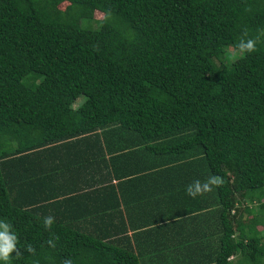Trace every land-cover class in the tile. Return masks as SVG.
Returning <instances> with one entry per match:
<instances>
[{
	"label": "trees",
	"instance_id": "16d2710c",
	"mask_svg": "<svg viewBox=\"0 0 264 264\" xmlns=\"http://www.w3.org/2000/svg\"><path fill=\"white\" fill-rule=\"evenodd\" d=\"M240 38L256 51L234 65ZM137 175L206 209L209 264H264V0H0L8 264H141L119 188ZM213 175L223 186L186 194Z\"/></svg>",
	"mask_w": 264,
	"mask_h": 264
},
{
	"label": "crops",
	"instance_id": "0c3cea01",
	"mask_svg": "<svg viewBox=\"0 0 264 264\" xmlns=\"http://www.w3.org/2000/svg\"><path fill=\"white\" fill-rule=\"evenodd\" d=\"M162 179L137 175L121 180L125 204L134 203L131 209L126 207L132 222L129 227L126 220V245L139 255L141 264H209L207 257L215 250L213 230L192 223L193 216L206 209H194L191 202L185 207L174 197H182L183 187L174 191L173 183L166 185Z\"/></svg>",
	"mask_w": 264,
	"mask_h": 264
},
{
	"label": "clouds",
	"instance_id": "9594fccd",
	"mask_svg": "<svg viewBox=\"0 0 264 264\" xmlns=\"http://www.w3.org/2000/svg\"><path fill=\"white\" fill-rule=\"evenodd\" d=\"M245 35L247 34L245 33ZM256 44L257 41L255 39L240 38L236 44V48L240 53L250 54L256 51ZM224 183V178L219 175L210 176L203 182L197 179L186 186V194L192 198L203 196L206 193L212 192L214 187L223 186ZM54 222V216L48 215L43 218V227L46 230H51ZM56 239H58V237ZM47 244L53 248L56 247L55 239L50 238ZM23 251L34 254L35 248L31 244H28ZM13 253H15L17 257L22 254V250L18 247V236L13 230V225L11 223L5 219H0V261L4 262V264H8L13 257ZM62 264H73V262L70 258H65Z\"/></svg>",
	"mask_w": 264,
	"mask_h": 264
},
{
	"label": "rangeland",
	"instance_id": "374dc122",
	"mask_svg": "<svg viewBox=\"0 0 264 264\" xmlns=\"http://www.w3.org/2000/svg\"><path fill=\"white\" fill-rule=\"evenodd\" d=\"M100 16H101V13H99V12H97V11L94 12L93 17H94L95 19L100 18ZM238 54H239V51H236V50H234V49H228V50L226 51V54H225L224 60L229 61L231 64L237 65V64H238V61H236V60L238 59ZM76 102H77V101H76ZM76 102L73 103V107L76 105ZM243 217H245V215H243ZM246 217H247V216H246ZM257 228L261 230V226H259V227H257ZM233 259H234V258H233Z\"/></svg>",
	"mask_w": 264,
	"mask_h": 264
}]
</instances>
